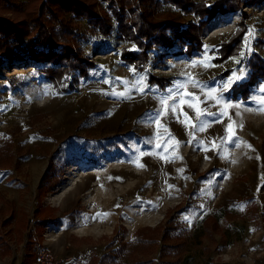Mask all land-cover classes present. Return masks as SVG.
<instances>
[{"label": "rangeland", "instance_id": "rangeland-1", "mask_svg": "<svg viewBox=\"0 0 264 264\" xmlns=\"http://www.w3.org/2000/svg\"><path fill=\"white\" fill-rule=\"evenodd\" d=\"M96 1L106 8V2ZM242 12L249 14L248 30L253 29L255 35L252 50L240 65L230 59L220 65L212 62L215 67L207 70L186 69L185 64L198 59L200 53L173 52L165 54L167 64L163 65L155 57L162 48L154 47L145 71L137 75L119 60L121 42L90 34L84 54L97 66L74 91L54 94L50 82L37 74L46 64L18 59L24 52L20 47L11 60L7 57L0 65V145L6 144L0 149V239L10 250L0 253V264H25L26 254L34 257L44 243L52 247L54 264H101L102 254L117 248L119 241L129 245L109 264H130L132 259L145 257L152 258L149 264H158L160 245L144 248L132 238L140 226H166L170 215L183 229L181 238L174 237L185 240L179 264H264V112L246 110L252 107L250 97L259 88L246 102L231 98V89L221 94L224 100L243 105L224 111L243 124L235 132L249 148L244 143L239 147L221 144L225 125L231 122L227 115L206 131H194L195 142L189 143L192 130L180 122L185 117L180 115L177 120L169 114L161 123L171 137L160 129L157 138L149 117L161 107L162 93L150 87L140 93L133 87L141 76L147 84L148 72L174 76L176 81L182 79L179 73L191 71L208 87L219 88L234 71L245 67L257 43L264 41V2L254 9L242 4L236 12L217 14L202 33L203 46L216 47L231 35ZM156 14L176 15L183 27L194 19L171 5ZM76 23L81 30L88 29L85 19ZM113 91L127 95L118 97ZM202 107L217 111L211 101ZM184 111L196 122L192 109L184 106ZM133 134L140 135V141ZM124 136L127 145L120 152L95 164L79 157L85 144ZM175 141L180 142L178 146ZM199 141L206 142L209 150H201ZM212 141L220 147L213 150ZM157 143L162 147L157 148ZM140 152L148 153L139 157L144 167L133 163ZM158 154L183 159L165 160ZM48 172H61L62 179L41 193ZM38 208L54 213L44 231L35 216Z\"/></svg>", "mask_w": 264, "mask_h": 264}, {"label": "trees", "instance_id": "trees-1", "mask_svg": "<svg viewBox=\"0 0 264 264\" xmlns=\"http://www.w3.org/2000/svg\"><path fill=\"white\" fill-rule=\"evenodd\" d=\"M102 1L106 2V8L98 6L96 0H24L21 3L17 0H0V65L7 57L11 60L14 51L20 47L24 52L17 56L18 59L46 64L37 69V74L50 82L54 94L67 93L74 91L81 80L88 79L97 66L94 60H88L84 54L83 47L89 42L90 34L102 38L112 37L116 42H121L120 62L139 75L145 71L154 47L162 48L155 57L163 65L167 64L163 60L166 53H185L189 56L201 54L204 27L217 14L236 12L242 4L254 9L264 2L213 0L207 4L206 0H124L121 4V0ZM165 5H171L181 15H191L194 19L183 27L176 15H157L156 12ZM248 17L249 14L242 12L231 35L216 45V56L212 60L214 64L220 65L238 56L248 30ZM79 19L86 20L87 30L79 28L76 23ZM257 44V50L245 61V78L234 84L229 92L233 99L248 101L251 92L264 83V55L261 53L264 52V41L260 40ZM174 80V76L162 77L151 72L146 75L147 85L155 92L163 93V90L173 85ZM132 137L137 141L141 139L136 134ZM5 145H0V149ZM123 145H127L126 136L85 144L79 157L84 162L95 164L105 156L120 152ZM61 179V172L56 175L46 173L39 191L44 193L53 189ZM35 216L39 217L38 225L42 231L46 222L54 219L53 210L48 208H38ZM204 224L207 228L206 220ZM119 228L125 232L123 226ZM182 231L176 217L170 215L166 226L158 224L137 228L132 241L144 248L160 245L158 264H179V251L185 240H175L174 237L181 238ZM128 245V241H119L117 248L102 254L99 261L101 264L115 261L116 255ZM9 250L7 243L0 239V253L6 254ZM29 255L26 254L25 264L34 262V257L30 255V258ZM151 261L149 257L136 258L130 264H149Z\"/></svg>", "mask_w": 264, "mask_h": 264}, {"label": "snow or ice", "instance_id": "snow-or-ice-1", "mask_svg": "<svg viewBox=\"0 0 264 264\" xmlns=\"http://www.w3.org/2000/svg\"><path fill=\"white\" fill-rule=\"evenodd\" d=\"M254 35V30L249 29L244 36L242 48L238 56L230 58L237 65H240L246 54L251 52V41L254 38ZM215 56V46L204 45L200 57L198 59L191 60L185 64L184 67L186 69L201 67L202 69L207 70L209 68L215 67V65L212 64V60L215 59ZM179 75L182 77V79H177L173 82L171 88L163 90V93L159 96V104L161 107L155 112L153 116L149 117V122L153 123L157 129L155 134L157 138H160L161 136L159 131L160 129L164 130V134L167 137H171L169 130L161 123L162 118L168 116L169 114L175 116L177 120H179L180 115L185 117V119L180 122L192 130L189 132V143L195 142V137L193 135L194 131H206L207 127H209L211 123L223 122L222 117L227 115L231 122L225 125V136L220 138L221 144L234 143L236 147H239L241 143H244L246 147L251 148V145L247 144V142L239 141V138L236 136L235 128H242L243 124L232 120L231 115L224 111L225 109L230 110L232 108H239L243 105L241 103H231L227 100H224L221 95L223 92L231 89L238 81L244 79L246 75L245 67L241 66L239 67L238 71H234L219 88L208 87L204 81H201L198 78V74L191 71H182L179 73ZM144 79L145 78L141 76L133 85V87L140 93H144L145 89L149 87L147 84H145ZM189 89H195L198 91H191ZM112 94L118 97H126L127 92L113 91ZM209 101L214 102V104L217 106V111H210L208 107H202V105H207ZM250 101L252 107H247V111L264 112V85L259 87L257 94L250 97ZM184 106H187V108L192 109L195 112L196 122H193L188 113L184 111ZM235 115L238 116L240 113H236ZM206 117H211L213 119L208 120ZM172 139L175 140L174 137H172ZM179 143V141H175L176 146H178ZM199 144L201 145V150H209L206 142L199 141ZM156 147L160 148L162 147V144L157 143ZM219 147L220 145H218L215 141H212L213 150H216ZM146 154L148 153L140 152L139 156L135 161H133V163H135L137 167H144L143 164L139 163V157ZM158 155H160V158L165 160L172 158L183 159L178 155L173 157H166L161 154ZM205 158L207 159L208 157ZM225 158H227V154H225ZM233 163H235V161H233ZM178 171H183V169H179ZM109 179H111V177ZM103 215L107 216L108 214L104 213Z\"/></svg>", "mask_w": 264, "mask_h": 264}, {"label": "built area", "instance_id": "built-area-1", "mask_svg": "<svg viewBox=\"0 0 264 264\" xmlns=\"http://www.w3.org/2000/svg\"><path fill=\"white\" fill-rule=\"evenodd\" d=\"M35 264H54L52 247L44 243L34 254Z\"/></svg>", "mask_w": 264, "mask_h": 264}, {"label": "bare ground", "instance_id": "bare-ground-1", "mask_svg": "<svg viewBox=\"0 0 264 264\" xmlns=\"http://www.w3.org/2000/svg\"><path fill=\"white\" fill-rule=\"evenodd\" d=\"M136 222H137V223H140L141 221L138 219Z\"/></svg>", "mask_w": 264, "mask_h": 264}, {"label": "crops", "instance_id": "crops-1", "mask_svg": "<svg viewBox=\"0 0 264 264\" xmlns=\"http://www.w3.org/2000/svg\"><path fill=\"white\" fill-rule=\"evenodd\" d=\"M206 2H207V0H206ZM208 4V3H207Z\"/></svg>", "mask_w": 264, "mask_h": 264}]
</instances>
